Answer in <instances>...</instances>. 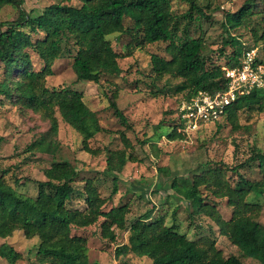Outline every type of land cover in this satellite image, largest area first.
Returning <instances> with one entry per match:
<instances>
[{"label":"rangeland","instance_id":"1","mask_svg":"<svg viewBox=\"0 0 264 264\" xmlns=\"http://www.w3.org/2000/svg\"><path fill=\"white\" fill-rule=\"evenodd\" d=\"M59 2L25 0L24 8L38 15L45 7ZM244 2L197 0L199 9L191 10L189 3L172 0L174 15L178 18L177 44L182 45L187 38L202 39L208 67L223 68L234 51L231 45L225 44L231 35L238 37L245 48L257 47L264 61V41H257L264 32V0H257L255 15L246 20L245 28L229 32L225 28L227 13L239 11ZM70 4L82 7L77 0ZM93 16L89 9L82 11L80 28L94 31ZM16 17L17 11L6 7L0 20L5 22ZM109 41L120 57V76L103 77L100 84L78 81L72 66L75 47L73 43H64L72 54L55 63L52 76L32 78L19 101L0 96V177L4 176L17 191L36 197L38 182L45 179L44 170L54 161H67L79 172L78 190L83 191L85 182L90 180L101 197L108 199L105 211L128 206L127 229L154 210L153 219L163 218L168 226H175L189 240L210 238L225 258L234 256L242 264H259L246 258L239 248L221 236L210 218L193 215L190 204L171 189V182L174 178L199 176L211 167H222L233 185L240 174L251 180L259 178L256 164L240 168L236 173L231 169L248 160L254 148L264 151V111L246 109L238 114L237 126L223 119L196 134L172 141L168 136L177 123L181 98L175 90L182 80L168 76L159 79L151 63L153 55L171 59L167 51L169 43L146 44L137 32L114 35ZM32 58L35 70H41L43 63L36 55ZM3 79L4 69L0 64V81ZM59 88L83 94L86 105L98 114L103 132L90 141L89 147L99 155L83 149L82 136L64 123L59 113L55 114L57 132H52L51 122L43 116L44 106L49 91ZM114 94H117L116 102L126 123L109 107V99ZM123 135L129 140L128 146ZM258 195L253 194L248 203L252 211L261 208L259 221L264 224V191ZM210 201L216 204L225 220L232 218L234 208L227 199L210 196ZM72 206L84 210L85 198L75 200ZM101 224L102 219L94 226L74 231L73 235L87 240L89 264H118L115 250L128 242L129 232L116 229L117 239L111 242L102 237ZM38 247V238L27 239L18 230L11 237L0 239V264H39ZM127 260L130 264H151L148 258L129 256Z\"/></svg>","mask_w":264,"mask_h":264},{"label":"trees","instance_id":"2","mask_svg":"<svg viewBox=\"0 0 264 264\" xmlns=\"http://www.w3.org/2000/svg\"><path fill=\"white\" fill-rule=\"evenodd\" d=\"M72 1L60 0L34 15L25 10V0H0V15L6 7L17 11L15 19L0 20V64L4 69L0 96L19 101L32 78L52 76L55 63L72 54L64 43H73L75 47L72 66L77 80L95 84H100L103 77L122 74L119 54L109 37L137 32L146 44L169 43L167 51L171 59L153 55L152 70L159 79L168 76L182 80L175 90L176 94H181L180 104L200 91L217 93L225 90L224 69L239 66L246 51L257 49L245 48L238 37L229 35L225 44L231 45L234 51L228 65L209 68L202 39L187 38L182 45L177 44L178 18L174 15L172 0H77L82 3L81 8L72 6ZM183 1L190 4L191 10L199 9L197 0ZM256 4L257 0H245L239 11L227 13L224 24L227 32L245 28L246 20L255 15ZM85 9L94 15V31H85L79 26L80 15ZM259 40L264 41V32ZM33 55L43 63L39 71L34 68ZM116 100L117 94H114L109 99V107L122 123H126ZM246 109L264 111L263 89H254L241 97L224 119L237 126L238 114ZM56 113L82 136L83 149L87 153L99 155L89 143L103 132V128L98 114L86 105L83 94L69 88L49 91L43 116L51 122L54 134L57 132ZM168 137L172 141L185 138L178 132L177 123ZM122 139L128 146L129 140L124 135ZM252 164L257 165L260 176L255 180L240 174L233 185L222 167H211L193 178L172 179L171 189L190 204L193 215L210 218L219 234L239 248L246 258L264 264V224L259 221L261 208L252 211L248 203L253 194L259 197L258 193L264 191V151L254 148L248 160L231 170L236 173ZM43 173L45 179L38 182L36 197L17 191L4 176L0 177V239H7L18 230L27 239L38 238L39 264H89L87 240L73 232L94 226L100 219L102 237L106 240L116 241V229L129 232L128 242L115 250L118 264H130L129 256L148 258L151 264H242L237 257L225 258L214 240H189L175 226H168L163 218L153 219L154 210L127 229L128 206L105 211L108 199L101 197L90 180L85 182L83 191L78 190L79 172L67 161H54ZM116 191L114 189L113 193ZM210 196L227 199L234 208L230 220L222 217ZM81 197L87 205L84 210L72 206Z\"/></svg>","mask_w":264,"mask_h":264},{"label":"built area","instance_id":"3","mask_svg":"<svg viewBox=\"0 0 264 264\" xmlns=\"http://www.w3.org/2000/svg\"><path fill=\"white\" fill-rule=\"evenodd\" d=\"M226 88L217 93L200 91L178 107V132L189 137L207 125L222 121L228 110L254 89H264V61L258 49L244 53L239 66L225 68Z\"/></svg>","mask_w":264,"mask_h":264}]
</instances>
